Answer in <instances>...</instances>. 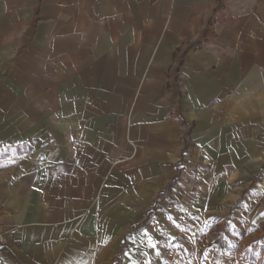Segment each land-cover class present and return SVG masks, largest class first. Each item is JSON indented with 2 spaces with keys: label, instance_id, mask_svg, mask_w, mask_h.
<instances>
[{
  "label": "crops",
  "instance_id": "obj_1",
  "mask_svg": "<svg viewBox=\"0 0 264 264\" xmlns=\"http://www.w3.org/2000/svg\"><path fill=\"white\" fill-rule=\"evenodd\" d=\"M3 229L0 264H264V0H0Z\"/></svg>",
  "mask_w": 264,
  "mask_h": 264
},
{
  "label": "built area",
  "instance_id": "obj_2",
  "mask_svg": "<svg viewBox=\"0 0 264 264\" xmlns=\"http://www.w3.org/2000/svg\"><path fill=\"white\" fill-rule=\"evenodd\" d=\"M8 230L7 229H3L0 230V248L1 246H3L6 242V235H7Z\"/></svg>",
  "mask_w": 264,
  "mask_h": 264
},
{
  "label": "trees",
  "instance_id": "obj_3",
  "mask_svg": "<svg viewBox=\"0 0 264 264\" xmlns=\"http://www.w3.org/2000/svg\"><path fill=\"white\" fill-rule=\"evenodd\" d=\"M174 179L171 180L168 184H167V189H169L173 184H174ZM244 197V196H243Z\"/></svg>",
  "mask_w": 264,
  "mask_h": 264
},
{
  "label": "rangeland",
  "instance_id": "obj_4",
  "mask_svg": "<svg viewBox=\"0 0 264 264\" xmlns=\"http://www.w3.org/2000/svg\"><path fill=\"white\" fill-rule=\"evenodd\" d=\"M212 33H213V28H209L207 34H212Z\"/></svg>",
  "mask_w": 264,
  "mask_h": 264
},
{
  "label": "snow or ice",
  "instance_id": "obj_5",
  "mask_svg": "<svg viewBox=\"0 0 264 264\" xmlns=\"http://www.w3.org/2000/svg\"><path fill=\"white\" fill-rule=\"evenodd\" d=\"M153 247H154V245H153Z\"/></svg>",
  "mask_w": 264,
  "mask_h": 264
}]
</instances>
